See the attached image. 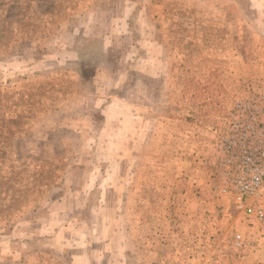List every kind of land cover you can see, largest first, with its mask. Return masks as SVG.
<instances>
[{
	"label": "rangeland",
	"instance_id": "374dc122",
	"mask_svg": "<svg viewBox=\"0 0 264 264\" xmlns=\"http://www.w3.org/2000/svg\"><path fill=\"white\" fill-rule=\"evenodd\" d=\"M262 94L264 0H0V264H264L212 164Z\"/></svg>",
	"mask_w": 264,
	"mask_h": 264
},
{
	"label": "built area",
	"instance_id": "2783aa9c",
	"mask_svg": "<svg viewBox=\"0 0 264 264\" xmlns=\"http://www.w3.org/2000/svg\"><path fill=\"white\" fill-rule=\"evenodd\" d=\"M212 152L219 194L231 199L246 219L264 225V102L234 107ZM234 242L241 246L240 237Z\"/></svg>",
	"mask_w": 264,
	"mask_h": 264
}]
</instances>
